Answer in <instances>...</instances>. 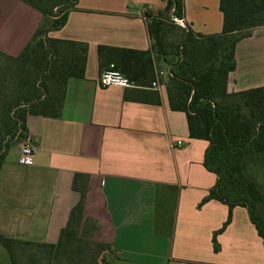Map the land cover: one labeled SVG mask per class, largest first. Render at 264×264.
<instances>
[{
	"label": "crops",
	"instance_id": "crops-1",
	"mask_svg": "<svg viewBox=\"0 0 264 264\" xmlns=\"http://www.w3.org/2000/svg\"><path fill=\"white\" fill-rule=\"evenodd\" d=\"M184 24L198 33L222 31L220 0H184ZM78 8L49 35L88 43L84 78H70L60 117L29 116L33 163L7 152L0 168V231L7 236L57 243L85 190L84 220L89 239L109 242V264H264V242L249 212L227 204H201L217 176L204 165L209 142L189 135L184 112L170 108L162 80L170 67L156 57L157 85L104 87L100 73L110 60L99 45L153 51L147 22L166 10L167 0H78ZM47 22L22 0H0V50L17 54ZM176 42V31L168 32ZM182 39H180V43ZM228 90L264 86V26L240 40ZM163 71V75L159 72ZM157 91L161 103L139 98ZM178 141L182 143L179 145ZM0 264H12L0 244Z\"/></svg>",
	"mask_w": 264,
	"mask_h": 264
},
{
	"label": "trees",
	"instance_id": "trees-1",
	"mask_svg": "<svg viewBox=\"0 0 264 264\" xmlns=\"http://www.w3.org/2000/svg\"><path fill=\"white\" fill-rule=\"evenodd\" d=\"M22 1L47 22L19 53L0 50V168L11 143L29 139V116H61L68 81L84 78L88 60V43L49 35L66 24L69 13L78 8V0ZM166 10L183 19L184 0H167ZM220 10L223 27L219 33H198L188 24L160 15L147 22L153 51L98 47L99 56L107 54L139 88L158 81L154 73L157 56L170 67L161 79L169 106L185 113L190 137L209 142L204 165L217 176L201 204L216 199L229 207L227 220L214 233L215 251L220 248L217 236L230 223L236 206L248 210L264 242V187L254 174L264 170V86L228 90L229 75L237 66L238 42L264 26V0H220ZM170 31H176V42L168 41ZM180 39H184L182 46ZM139 91L143 93L140 100L161 103L157 91ZM87 176H74L72 187L81 197L57 243L14 238L0 231V244L12 264H109L112 244L85 235L89 225L84 220L86 194L81 181Z\"/></svg>",
	"mask_w": 264,
	"mask_h": 264
},
{
	"label": "built area",
	"instance_id": "built-area-1",
	"mask_svg": "<svg viewBox=\"0 0 264 264\" xmlns=\"http://www.w3.org/2000/svg\"><path fill=\"white\" fill-rule=\"evenodd\" d=\"M176 21L184 25V20L175 18ZM164 72L160 71L159 75H163ZM99 82L102 86H117V87H132L134 86V83L130 80V78L124 74L122 71L116 68L115 63H110L107 68L103 69L100 73ZM158 81H154L153 85H157ZM179 145L182 143L181 141H178ZM33 154H34V148L32 146V143L30 139H27L24 141V143H21V157L20 162L25 164H32L33 163Z\"/></svg>",
	"mask_w": 264,
	"mask_h": 264
},
{
	"label": "rangeland",
	"instance_id": "rangeland-1",
	"mask_svg": "<svg viewBox=\"0 0 264 264\" xmlns=\"http://www.w3.org/2000/svg\"><path fill=\"white\" fill-rule=\"evenodd\" d=\"M24 143V142H21ZM18 151L17 144L15 142H12L10 145V148L8 152H11L12 154ZM256 175L257 181L264 187V170H259L257 173H254Z\"/></svg>",
	"mask_w": 264,
	"mask_h": 264
},
{
	"label": "water",
	"instance_id": "water-1",
	"mask_svg": "<svg viewBox=\"0 0 264 264\" xmlns=\"http://www.w3.org/2000/svg\"><path fill=\"white\" fill-rule=\"evenodd\" d=\"M186 37H187V33H186L184 39H185ZM184 39H183L182 42H181V46H182V44H183ZM181 56H182V51H181Z\"/></svg>",
	"mask_w": 264,
	"mask_h": 264
}]
</instances>
